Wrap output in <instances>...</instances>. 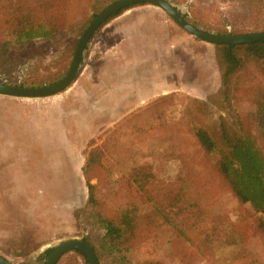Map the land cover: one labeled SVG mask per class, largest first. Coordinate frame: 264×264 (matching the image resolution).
Returning a JSON list of instances; mask_svg holds the SVG:
<instances>
[{
  "label": "rangeland",
  "instance_id": "1",
  "mask_svg": "<svg viewBox=\"0 0 264 264\" xmlns=\"http://www.w3.org/2000/svg\"><path fill=\"white\" fill-rule=\"evenodd\" d=\"M114 1L70 0L67 13L78 23L0 55V82L25 87L58 82L89 16ZM167 1L208 32H264V0ZM128 10L94 32L65 90L36 97L0 95V254L13 264H43L58 243L84 240L89 225L81 212L88 197L82 167L88 152L99 147L109 166L100 174L99 193L109 205L115 202L110 181L140 168L160 198L163 189L186 179L201 208L218 216L217 222H232L237 234L235 244L220 240L208 250L191 246L181 252L179 238L164 224L147 233L128 259L264 264V233L251 225L252 208L221 185L192 129L225 116L213 44L187 33L157 6ZM197 100L206 103L200 113ZM236 108L251 110L245 97ZM90 182L98 184L96 178ZM165 210L172 215L176 208ZM197 227L205 231L209 225L203 221ZM55 264L87 263L70 251Z\"/></svg>",
  "mask_w": 264,
  "mask_h": 264
},
{
  "label": "trees",
  "instance_id": "2",
  "mask_svg": "<svg viewBox=\"0 0 264 264\" xmlns=\"http://www.w3.org/2000/svg\"><path fill=\"white\" fill-rule=\"evenodd\" d=\"M69 1L0 0V55L8 54L14 47H24L36 38L63 34L77 24L78 20L67 13ZM135 5L142 4L123 8L104 23ZM97 14L98 11L92 13L85 23L89 24ZM213 46L223 86L220 102L225 116L220 114L217 120L193 125V133L221 185L240 204L250 205L251 225L264 233V41ZM258 77L263 82L256 81ZM241 97H245L251 110L240 112L236 108ZM196 102L200 104L197 108L200 113L206 103ZM108 167L99 147L88 152L82 167L88 197L81 212L89 225L84 240L99 259L113 264H161L152 260L132 261L127 254L146 239L147 233L164 228V224L171 226L179 238L181 252L191 246L208 250L220 240L237 243L234 224L215 221L218 216L201 208L199 197H192L184 178L176 188L163 189L160 198V193L149 187L148 174L133 167L110 181L115 202L109 205L99 193L100 174ZM91 178H96L98 184H92ZM167 208L176 211L168 215ZM203 221L209 225L205 231L197 227ZM76 252L89 264L81 252Z\"/></svg>",
  "mask_w": 264,
  "mask_h": 264
},
{
  "label": "water",
  "instance_id": "3",
  "mask_svg": "<svg viewBox=\"0 0 264 264\" xmlns=\"http://www.w3.org/2000/svg\"><path fill=\"white\" fill-rule=\"evenodd\" d=\"M134 4H150L161 8L187 33L191 34L197 39L211 44H237L264 41V32H247L242 34L221 35L202 30L188 22L180 14L178 9L167 0H116L101 10L84 28L77 40L70 66L65 75L58 82L43 87L14 86L0 82V94L15 97L48 96L68 88L75 79L80 67V60L82 58L85 46L92 34H94V32H96V30L110 16H113L119 12V10ZM70 251L81 252L86 257L89 264H99L98 258L92 247L83 239L78 238L68 239L58 243L53 248V250L49 252L47 260L43 264H55L62 255ZM0 264L13 263L0 254Z\"/></svg>",
  "mask_w": 264,
  "mask_h": 264
},
{
  "label": "crops",
  "instance_id": "4",
  "mask_svg": "<svg viewBox=\"0 0 264 264\" xmlns=\"http://www.w3.org/2000/svg\"><path fill=\"white\" fill-rule=\"evenodd\" d=\"M127 11V10H126ZM129 11V10H128ZM125 12V11H124ZM117 17V16H116ZM138 34V33H137ZM136 66H137V68L138 69H142V67H143V64L142 63H138V64H136ZM1 95V94H0ZM2 96V95H1ZM3 178L5 179L6 177H5V175H3ZM0 179L2 180V176L0 177Z\"/></svg>",
  "mask_w": 264,
  "mask_h": 264
},
{
  "label": "flooded vegetation",
  "instance_id": "5",
  "mask_svg": "<svg viewBox=\"0 0 264 264\" xmlns=\"http://www.w3.org/2000/svg\"><path fill=\"white\" fill-rule=\"evenodd\" d=\"M92 36H93V34H92ZM91 36V37H92ZM91 37L89 38V40L91 39ZM89 40H88V42H89ZM88 44V43H87ZM87 44H86V46H87ZM86 46H85V48H86ZM85 50V49H84ZM53 250V249H52ZM52 250H49V252H51ZM49 254V253H48ZM48 257V256H47Z\"/></svg>",
  "mask_w": 264,
  "mask_h": 264
}]
</instances>
